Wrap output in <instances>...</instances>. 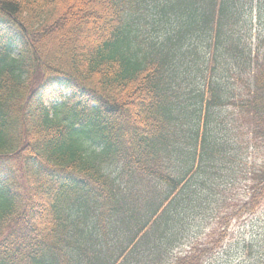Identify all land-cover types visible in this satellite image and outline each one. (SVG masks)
Wrapping results in <instances>:
<instances>
[{
    "label": "trees",
    "instance_id": "obj_1",
    "mask_svg": "<svg viewBox=\"0 0 264 264\" xmlns=\"http://www.w3.org/2000/svg\"><path fill=\"white\" fill-rule=\"evenodd\" d=\"M254 18L264 0H0V264H208L264 205ZM234 164L242 195L212 170ZM196 169L216 210L188 245Z\"/></svg>",
    "mask_w": 264,
    "mask_h": 264
},
{
    "label": "rangeland",
    "instance_id": "obj_2",
    "mask_svg": "<svg viewBox=\"0 0 264 264\" xmlns=\"http://www.w3.org/2000/svg\"><path fill=\"white\" fill-rule=\"evenodd\" d=\"M252 28L254 32L257 28H264V18L262 20L253 19ZM13 49V55L17 52ZM258 159L256 162L250 161L253 165L264 166V151L260 155L255 153L252 156ZM228 171L235 173L241 177V182L237 183L238 194H245L248 188L247 183L242 181L246 174L245 167L228 166ZM214 172H220L219 166L212 168ZM202 174V175H201ZM205 178V183L200 182L201 176ZM199 176V177H197ZM188 184L193 186V191L190 192L197 203H193L197 207L194 214L188 215V211H181L179 218L183 221V230L187 238L184 243L203 242L206 240V235L209 233L213 225V216L215 214V191L210 187L215 184L211 179H208L200 169L193 172H188L185 176ZM216 190V187H213ZM188 215V216H187ZM248 242L251 245H248ZM189 245V244H188ZM224 247L221 251L208 256L206 263L208 264H262L264 263V205L253 214H246L238 220H234L229 226L227 240L223 243ZM248 245V246H247Z\"/></svg>",
    "mask_w": 264,
    "mask_h": 264
}]
</instances>
